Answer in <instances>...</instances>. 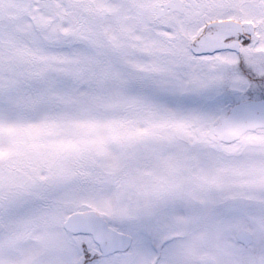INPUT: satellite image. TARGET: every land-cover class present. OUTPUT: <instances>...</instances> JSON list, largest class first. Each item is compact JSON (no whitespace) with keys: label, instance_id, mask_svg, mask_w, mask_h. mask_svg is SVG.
Here are the masks:
<instances>
[{"label":"snow or ice","instance_id":"6c2138e0","mask_svg":"<svg viewBox=\"0 0 264 264\" xmlns=\"http://www.w3.org/2000/svg\"><path fill=\"white\" fill-rule=\"evenodd\" d=\"M0 264H264V0H0Z\"/></svg>","mask_w":264,"mask_h":264}]
</instances>
